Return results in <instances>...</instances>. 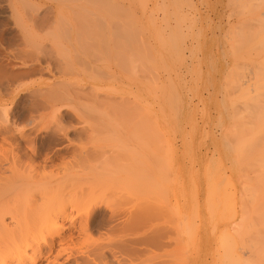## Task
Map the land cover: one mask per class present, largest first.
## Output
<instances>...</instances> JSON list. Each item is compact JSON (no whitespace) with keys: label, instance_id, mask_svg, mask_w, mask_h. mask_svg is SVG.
<instances>
[{"label":"rangeland","instance_id":"1","mask_svg":"<svg viewBox=\"0 0 264 264\" xmlns=\"http://www.w3.org/2000/svg\"><path fill=\"white\" fill-rule=\"evenodd\" d=\"M14 5L23 13L21 23L11 15ZM48 25L51 27L49 30ZM126 25L134 27L128 28ZM116 26L126 27L123 30L126 35L119 33L122 34L119 35L122 38H119L116 30H113L115 33L112 31ZM52 27H61L63 32L65 28L72 29L75 34L69 37L76 40L68 38L65 41L62 36L70 50L68 55L71 61H66L68 57L65 59L62 55L58 57L68 63L71 70L73 67V71L66 67L65 62L56 59L54 43L58 42V33L62 32L60 29L55 32L57 34L52 33L55 30ZM130 27L135 30V34H132L133 31L130 33L132 38L137 35L136 38L140 41H137L142 47L140 51L145 52L144 49L150 50L153 46L151 50L154 52H149L154 56L149 57L152 54L146 50L149 58L154 57L151 61L139 51L142 56L140 61L145 58L143 61L150 63L149 66L154 69L150 68L151 71L146 65L147 68L143 66L145 69L142 70L141 65L142 78L139 77V67H131L127 64L128 60L125 63L129 66L128 72L119 69L121 65L117 67V61L116 64L114 62V56L118 55H114V49H119L117 42L119 39L122 42L129 41L126 37L130 35L127 34ZM76 30H81L79 34L85 40L88 37L86 42L84 39L81 41V45L79 42L82 38L78 37L79 34L77 36ZM64 36L67 38L68 34L67 37ZM141 39H145L144 44ZM52 46L55 50H51ZM39 48L42 50L41 55ZM106 48L111 49V59L107 57L110 53L107 54ZM95 50L97 53H93ZM75 53L80 57H75ZM76 58L82 59L77 61ZM43 59H46L45 62ZM52 59L55 60L51 61L52 65L58 60L61 62V66L54 65L57 71L52 68L54 66H50L53 73L48 70L47 65ZM143 61L140 63H144ZM62 64L68 70L64 71V66L61 70ZM86 64L91 65L88 67ZM95 67L98 70L95 71ZM29 69H32L30 74H36L28 75ZM66 70L70 75L65 74ZM144 72H148L149 78ZM142 73L149 80L153 77L151 86ZM112 76L118 77L112 79ZM3 79L5 84L8 80H17L11 82L15 86L11 87V97L7 96L8 99H14V104L9 99L7 107L13 108V112L16 111L18 115L27 112L36 90L37 98H40L44 89H48L45 90L47 92L53 91L49 90L51 87L54 92H58L59 88L64 90L59 93L62 96L65 94L72 105L84 112L85 119L98 125L108 124L109 134H106L107 137L104 135V138L106 144L111 145L110 149L114 153L112 151L110 156L112 161L118 159V166L127 167L133 163L136 155L132 153L131 147L134 144L145 142L142 143L143 149L150 143L154 145V186L151 190L147 189L144 180L139 187L141 190L138 188L137 224H123L133 203L129 196L130 191L124 190L125 194L120 201L114 198L110 200L115 205L123 203L124 210H121L119 219H106V226H99L101 218L105 219L110 214L109 209L103 208V215L93 224L91 232L86 237L67 241L63 251L80 254L91 250L95 242L112 243L118 238V233H123L126 248L122 253H118L119 248H107L105 252L108 264H230L239 258L243 260V252L248 250L246 248H264V0H0V84ZM42 79L45 83L38 86L36 83ZM67 80L68 85L71 81L72 84L78 83L72 87L80 85V88L83 84L89 97L95 98L91 101L87 93L80 91L86 97L83 102L91 109V113L87 111L82 100L79 98V102L78 97H75V92L81 89H76L74 94L69 90L70 86L59 87L60 82ZM4 83L2 86L6 88ZM28 84L32 87L22 91ZM137 85L141 86L143 97H147L145 95L150 87L154 91L151 100L154 105L153 128L147 121L150 102H141L140 107L143 106V109L138 108L145 114H139L140 110L137 112V108L135 111L134 106L132 107L134 103H130V100L123 108L118 102L104 99L105 92H129L136 90ZM3 87H0V91ZM90 89L92 93L89 92ZM14 90L18 91L20 97L17 92L13 93ZM2 91L0 94H5L4 89ZM97 93V98L101 96V99L95 97ZM97 100L100 104L96 103ZM101 100L105 103L103 115L107 113L105 116L108 119L101 114L100 109L104 108ZM139 104L136 103L137 106ZM115 112L120 116L112 114ZM134 113L140 115L135 120ZM128 119L133 122L129 123ZM18 123L20 127L31 124ZM146 123L152 130H149ZM133 124H138V127ZM148 130L152 131L151 137L148 136ZM135 131L138 133L136 137L140 134L143 138V141L140 137V141L135 138L140 142L138 144L133 136ZM43 132L38 133L43 135ZM131 139L135 141L132 143ZM11 150L9 144H0L1 155H9ZM145 150H140L144 174L148 159ZM71 159L72 157L67 156L65 160H56L55 165L65 166L72 162ZM112 161L109 162L112 164ZM114 164L113 161L112 166ZM62 223L64 222H59L58 225ZM134 233L140 236L136 261L130 253ZM230 233L235 239L223 240ZM223 248H227L229 257L217 253ZM96 264L103 263L99 260Z\"/></svg>","mask_w":264,"mask_h":264},{"label":"bare ground","instance_id":"2","mask_svg":"<svg viewBox=\"0 0 264 264\" xmlns=\"http://www.w3.org/2000/svg\"><path fill=\"white\" fill-rule=\"evenodd\" d=\"M11 5H13L12 1H11ZM12 11L13 12L11 13V15L14 17V19L18 23H21L23 21V20H21V17L23 19L22 11L18 7H16L15 5H14ZM22 26H24V25H22ZM80 26L82 27V25H80ZM80 26H78L77 28L79 29ZM126 26H128V25H126ZM129 26H131V25H129ZM129 26H128V28H129ZM44 27H42V29H44ZM74 27H76V26H74ZM86 27H88V26H86ZM116 27H115V29L112 28V31L116 30V33L118 34V36L122 35L119 33H123L124 34L123 36L126 35L124 32L126 30L124 28H126V27L119 26V28L117 27V29H116ZM131 27H134V26H131ZM49 28H51V27L49 26L48 30H49ZM121 28H122V30H121ZM45 29H46V27H45ZM53 29H55V30H53ZM53 29L52 30L54 32L52 31V33H55L57 31H59L60 29L62 32L61 33L62 35L60 33H58L60 35V37H58V39H56V40H58V42L55 41V43H54L56 45V52L59 54L58 55L55 52L56 53L55 56L57 57L56 59H59L60 61H62V63H64L65 61H63L61 59V57L58 58L60 55H62L65 59L68 57L66 59V61H68V62L71 61V59H70L71 57H69V55H68L70 53L69 52L70 50H68V45L63 40H65V41L73 40L74 38L73 39H72V37L70 38L69 35L72 36L74 34V32L72 31V29L68 30L67 28H65V32H63L61 27H60V29L58 27L57 28L54 27ZM74 29H76V28H74ZM135 29H136V27H135ZM85 30L87 31V29H85ZM88 30H89V28H88ZM137 30H139V29H137ZM24 31H25V29H24ZM45 31H47V30H45ZM80 31L81 30H78V31L76 30L77 36L80 33ZM91 31H90V33H91ZM132 31H133V29L131 28V30H129L128 31L129 33H127V34H130ZM96 32H97V29H96ZM134 32H135V30L132 32V34H135ZM88 33L86 32V34H88ZM99 33H101V32H99ZM55 34H57V33H55ZM67 34H68V37H67ZM93 34H94V32H93ZM64 35H66L67 38H65ZM113 35H116V34H113ZM62 36H63V40H62ZM101 36H103V35L101 34ZM118 36L116 35L114 37H116V39H117ZM136 36L137 35H135V38H132L131 34L128 35V37H126V38H128L129 41L125 40V42L124 41L122 42L121 39H119L121 36H119V38H118L119 40L117 39L118 40V42H117L118 46L117 47H119V49H118V51H117V49H114V55L118 54L117 56H114L116 58V59L114 58V62L117 61V63H118V64H116V62H115V64L117 65V67H119L121 65L119 67V69H124V70H126V72L130 71V70H128L129 66H127L125 64L128 61H129L127 63L128 65H130V66L133 65L135 68L139 67V71H140L141 65H142V70L147 68L146 65L148 66L149 69L153 68V66L152 67L149 66L150 63L146 64L147 62L143 61V60H145V58L147 59V57H148L147 51L149 52L153 48V46L151 48V46L148 44V46H150V48H151L150 50L148 48H146V49L143 48L145 50V52L140 51V49H142V47L139 46L141 44L137 42L139 40L137 39L138 37L136 38ZM50 37H53V36H50ZM78 37L79 38L81 37L80 34ZM81 38H80L81 40L79 39L80 42L85 37L84 38L81 37ZM95 39H97V38H95ZM102 39H103V37H102ZM102 39H100V40L102 41ZM123 39H125V38H123ZM132 39L134 41H132ZM74 40H76V39H74ZM87 40H88V37H87ZM87 40H85V42ZM135 40H136V43H135ZM104 41H105V38H104ZM107 41H109V40H107ZM112 41H113V39H112ZM144 41H145V39L144 40L141 39V42L143 44H144ZM80 42H79V44L81 45L83 42H81V43ZM115 42H116V40H115ZM42 45H44V44H42ZM49 45H47V46H49ZM90 45H89V47H90ZM103 45H105L104 47H107L106 44H103ZM72 46H74V45H72ZM83 46H85V45H83ZM109 46L110 45L108 43V47H107L108 49H109ZM52 47H51V50L54 49V47L53 48ZM80 47H82V46H80ZM92 47H93V45H92ZM40 49L41 48H39V51H40ZM98 49H100V48H98ZM108 49H107L108 52L106 50H104V51H106L107 54L110 53V56L107 55V57L109 59H111L110 58L111 57V52H110L111 49L110 50H108ZM41 51H40V55H41ZM80 51H82V50H80ZM85 51H86L85 54H87L88 50L86 49V47H85ZM100 51H101V49H100ZM139 51L141 52L142 55H146L145 58H141L142 59L141 61H143L145 63V65H144V63H142V64L140 63L141 62L140 61L141 54ZM151 51L154 52L153 50H151ZM95 52L97 53V50H95L93 53H95ZM152 52H149V53L152 54ZM45 54H46V52H45ZM49 54L50 53H48V55ZM50 56H51V54H50ZM76 56H79V55L78 54L76 55V53H75V57ZM94 56H95V54H94ZM152 56H154V54H152L149 57H152ZM149 57H148V59L150 61L152 59H154V57L153 58H149ZM51 58H53V57H51ZM68 59H70V60H68ZM76 59L78 61L79 59H82V58H76ZM125 59H126V61H125ZM39 60H41V59L39 58ZM45 60H44V62H45ZM59 60L55 64L60 65L61 62H59ZM51 61H55V60L52 59V60H49L48 63L46 62L48 65L49 71H51L50 66L53 64ZM99 61H101V59ZM97 63H98V61H97ZM65 64H66V67L69 68L70 71H73V67L71 70L70 69L71 66L68 65V63H66V62H65ZM65 64L64 65L62 64L61 70L63 69V66H64V69H63L64 71H65V69H67L65 67ZM78 64H80V63L78 62ZM54 65H52V66H54ZM84 65H85V63H84ZM87 65L88 64H86V66ZM90 65H88V67H90ZM122 65H124V66H122ZM60 66L57 67V65H56V67L58 69H60L59 68ZM143 66H145V68ZM36 67H37V65H36ZM97 67H95L96 68L95 71L99 69V67H98V69H97ZM52 68H55V66ZM84 68H87V67H84ZM33 69H35V68H33ZM42 69H44V68H42ZM46 69H47V67H46ZM46 69H44V70H46ZM31 70L29 69V70H27V72L29 73V71L31 72ZM54 70L57 71L56 68ZM61 70H60V72L64 73ZM67 70H66L65 74L70 73V72L67 73ZM83 70H85V69H83ZM135 70H138V69H135ZM150 70H149V72L151 73V71L154 69H152L151 71ZM15 72H17V71H15ZM53 72L54 71L52 69L51 73H53ZM136 72H138V71H136ZM141 72H143V71H140V76H139V74H138V76L142 78ZM37 73H38V71H37ZM147 73L148 72H146L145 74H147ZM9 74H11V73H9ZM32 74H36V73H31V74L29 73L28 75H32ZM145 74H143V77L146 78ZM60 75H62V74H60ZM103 75H105V74H103ZM105 76H103V78H105ZM148 76L149 75L147 74V77ZM5 77H3V78H5ZM9 77H11V76H9ZM108 77L111 78V76H107V78ZM113 77L114 76H112V79H117V77H114V78ZM7 78H8V75H7ZM25 78H26V76H25ZM120 78H122V77H120ZM148 78H146V80H149ZM151 78L152 79L149 80L150 86L154 82L152 76H151ZM64 80H66V79H64ZM123 80H124V78H123ZM8 81H6L7 83L5 84L4 79H3V83L5 84L6 88L2 86L3 83L0 84L1 85L0 87H3V88H1V91H2V89H4V92H5V94L4 93L0 94V144H2V145L3 144H9L12 147L11 153L9 155H3V154L1 155L0 154V264H96V262L99 260L103 264H108L109 260L106 261V259H108V258L106 256L107 254L105 252V250L107 248H114V249L119 248L118 253H122L123 250H125L124 248H126V244L124 242L125 239L122 238L123 233L122 234L118 233V238L115 241H113L112 243H99V244L97 243L96 244V242H95V244H93L94 246L91 250L85 251L83 253L80 252V254H78L76 252L74 253L73 251H69V252L63 251L64 250L63 246L66 244L67 241H69L71 239H76L78 237H83V236L86 237L91 232V228L93 227V224L103 215V214H101V211L103 208L109 209L110 214L105 219L101 218L99 226H103V225L106 226V219L108 221L112 220V219H116V220L119 219L121 210L122 209L124 210V207H122L123 203L119 202L118 204L115 205L110 200L114 198V199H117L118 201H120V199L125 194L123 192L124 190L126 192L127 191L131 192V193L129 192V196L132 199L133 203L129 208L128 217L126 218L125 221H123L124 222L123 224L128 223V225H129L131 223V224H133V226L137 224V219H138V210H137L138 188L141 186V183L144 180H145V184H146L147 189L151 190L152 187L154 186V158H153V146L154 145L152 146V143H150V145H148V147H146L147 149L145 148L147 151L145 149H143L144 144L142 145V143H145V142H142V143L139 142L140 141L139 137L142 138V136L139 134V137H136V136H138V133H139V131L137 130L138 133L135 131L137 135L134 133L133 136H135L134 139L138 138L139 141L137 139H135V140H137V144L140 143V145L134 144L136 147L135 146L131 147L133 149L132 153L134 155H136V157H134V160H132L133 163L131 162L132 164L130 163L131 164L130 166L124 167L125 166L124 165L122 167V165H121L122 163L120 164L121 166L117 165L118 164V161H117L118 159H117V160H113L115 162V164L112 166L113 161H112V157H111L112 156L111 152L113 150L110 149L111 145L108 146V144H106L105 138H104V135L109 134V133H107L108 129H109L108 124L106 123V125L105 124L104 125H98V124H94V122H91L88 119H85L86 116L83 115L84 112L82 113V111L79 110L78 107L72 105L70 99H68V97L64 96L65 94L62 96V93L61 92H60L61 94L59 93V91L61 90V88H59V87H63V86L65 88H67V86H70L72 89L70 87H68V89L70 88L69 90L70 91L72 90L73 93L75 92L76 89H77V91L79 89H81L78 91L79 93L75 92L76 94L75 93L74 94L77 95L75 97H76V99L78 97L77 100L79 102H80V100H82V103H84V105H86L85 101L83 102V99L86 97L81 95L83 92L87 93L85 86H82L83 84L81 85L80 88H79L80 85H76L75 86L76 88H75V87H72V85L74 86L76 82H74V84H72V81L71 82L69 81L70 83L68 85V84H66V82H68V80L62 81L63 83L60 82L59 87L56 85L60 89V90H58V92L55 89L57 93L54 92L53 87L49 88V90H53V91L47 92L45 90H48V89H44L45 94H44V92L42 94H40V98H37L38 94H37V92H36L37 90H36L35 91L36 94L34 93V95H33L34 99L32 98L33 102L31 101L32 104H30L31 106L29 107V109H27V112L24 114L21 113L23 115H18L17 113H15L16 111L13 112V108L7 107V105H9L8 104L9 99L12 103L14 102L13 101L14 99H11V98L8 99V97H11V95H12V93H11L12 91H10L12 89L11 87L15 86V85H13V83L11 84V82H16L17 80L15 81V79H14V81L13 80L11 82L10 81L8 82ZM113 82L116 83L115 81H113ZM118 82L121 83L120 81H118ZM43 83H45V81L42 79L36 84L38 86H41V84H43ZM48 83L49 82H47V84ZM33 84H35V82ZM49 84H51V82ZM56 84H59V82ZM76 84H78V83H76ZM77 86H78V88H77ZM119 86L120 85H118V87ZM27 87H32V86L30 84H28V86L26 85L23 88L21 87L23 89L22 91H24V89H27ZM90 87L92 88V86H90ZM65 88H63V89H65ZM122 88L123 87H121V89ZM7 90H8V92H7ZM39 90H41V88H39ZM65 90L67 91V89H65ZM90 90L91 91H89V92L92 93V89H90ZM41 91H43V89ZM61 91H64V90H61ZM80 91H82V93ZM124 91L119 90V91H115L112 93H110V92L106 93L105 92L104 99H106V101L112 100L113 102L114 101L118 102L117 104L119 106H123V108H124L125 103H127L130 100L129 101L130 103H132V104L134 103L132 105V107L134 106L135 111L137 110L138 107L141 106V102L143 100L150 102L151 104L148 108L147 121H148V124L153 128V124H154V107L153 106L154 105H153L151 100L153 98L154 91H153L152 87H150L149 90H147V93H146L147 95H145L147 97H143L144 94L141 93V86L140 85H137L136 90H132V91L130 90L129 92H124ZM15 92L18 93V91L14 90L13 93H15ZM6 93L8 95H6ZM16 94H14V95L16 96ZM142 94H143V96H142ZM19 95L20 94L18 93V96ZM35 95H36L37 99L35 98ZM66 95L68 96V94H66ZM87 95H88L87 97H89L88 93H87ZM101 95L103 96V94H101ZM18 96H16V97H18ZM28 96H30V95H28ZM81 96H83V97L81 98ZM91 97H93V96H91ZM95 97L96 98L98 97V93L96 94ZM99 97L100 98H97V99H101V96H99ZM12 98H14V97H12ZM79 98H80V100H79ZM90 99H89V101H90ZM93 99H95V98H93ZM93 99H91V101ZM101 101H103V107L104 108H101L103 110L100 109V111H101V114L103 115V111L105 109V106H104L105 103H104V100H101ZM98 102L100 104L99 100L96 101V103H98ZM136 103H138V104L140 103L139 106H137ZM106 104H108V103H106ZM96 106H97V104H96ZM112 106L113 105H111V108H113ZM129 106H130V104H129ZM129 106L127 105V107L129 109H132L134 111V109L132 107L130 108ZM100 107H102V105H100ZM86 108H87V111L90 112L91 109L90 110L88 109V105H86ZM89 108H91V107H89ZM97 108H99V107H97ZM94 109H96V107ZM140 109L142 110L143 106H142V108L140 107ZM140 109L138 108L137 112ZM96 110H97V112H99L98 111L99 109H96ZM92 111H93V107H92ZM140 111L138 112L139 114L143 112V111H141V112ZM130 112H132V111H130ZM136 113H134V118L131 116L134 120H135V117L140 116L138 114L136 115ZM112 114L116 115L117 113L115 112ZM112 114H110V116ZM142 114H145V113L143 112ZM105 115H107V113ZM105 115H103V116H105ZM117 115H119V114H117ZM142 116H143V118L145 117L144 115H142ZM105 117H107V119H108V116H105ZM111 117H113V116H111ZM40 119H42L43 121ZM113 119H115V118H113ZM138 119H140V118H138ZM37 120H40L39 123H37ZM120 120H122V119L120 118ZM143 120H145V119H143ZM18 121L21 123L24 122L27 124L31 123L30 124L31 127L29 125H26L24 127H20V123H18ZM117 121L119 122V120H117ZM122 121H124V119ZM128 121H129V119H128ZM128 121H126V122H128ZM130 122L132 123L133 121H129V123ZM148 124L146 123L145 125H148ZM134 126L138 127V124L134 125ZM150 126H149L150 129L148 127H147V129L152 130V128ZM149 130H148V133H150V135L148 134V136L151 137L152 131L150 132ZM40 131H44L43 133H45V134H43V135H42V133L39 134L38 132H40ZM106 137H107V135H106ZM151 140L153 141V138ZM108 141H110V140H108ZM134 141L131 139L132 143ZM141 141H143V138L141 139ZM139 146L142 148H139ZM131 150L129 149V151H131ZM140 150H145L144 152H147L146 154L148 155V159L146 162L145 174L142 172V168H144L143 167L144 162H142ZM113 153H114V151H113ZM114 155H116V154H114ZM67 156L72 157V159H71L72 162L70 164L68 163L65 166L64 165L63 166L55 165L56 160H59V159L65 160ZM117 158H119V157H117ZM109 159H111V160H109ZM113 159H115V157ZM131 159H130V161H131ZM109 161L110 162L112 161V164ZM116 161H117V163H116ZM115 165H116V167H115ZM126 186L128 187V189H126ZM105 215H107V214H105ZM62 221L64 223H62V225H58V223L62 222ZM115 221H114V223H115ZM112 224H111V227H112ZM105 226H103V227H105ZM107 227H109V225ZM118 227L119 226L117 225V228ZM121 228H124V227L122 226ZM119 234H121V235H119ZM138 236L136 235V233H134V237H132L131 245H130L132 248L130 253H132L133 257H135L134 260L136 259V256H137V253L139 250L138 247L140 248V246H138L140 243ZM234 239H235V236L233 234H231L229 236L226 235L223 238V240H227V241H232ZM246 249H248V250L243 252V256H244L243 260L241 258H239V259H236V260H233L232 262H230L229 259L231 257L227 260L230 262V264H264V252H263L264 248H246ZM111 253H113V252H111ZM217 253L224 254L226 257L230 256V253L227 250V248L226 249L223 248L222 250H219V252H217ZM110 260H111V258H110ZM227 264H229V263H227Z\"/></svg>","mask_w":264,"mask_h":264}]
</instances>
